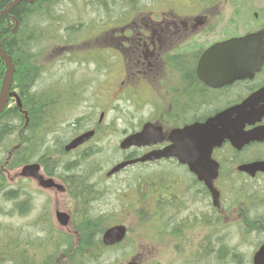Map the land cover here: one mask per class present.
Here are the masks:
<instances>
[{"label": "rangeland", "instance_id": "obj_1", "mask_svg": "<svg viewBox=\"0 0 264 264\" xmlns=\"http://www.w3.org/2000/svg\"><path fill=\"white\" fill-rule=\"evenodd\" d=\"M101 1H105V5H99L93 0H72L71 3L64 5V8H59V11H65L67 19L74 23L67 28H64L63 24L58 25L57 29H60L58 33L59 38L64 34L75 33L80 28L77 23L87 22L91 24L88 26L92 27V29L88 30L83 37L86 39L98 37L97 40H85L84 42L80 40L74 45L64 46L62 42L51 43L46 39L41 47L42 50H44V54H42L37 61L40 66L48 71L42 76L38 85V90L43 89V96H47V91H50L52 86L54 88L59 87L58 96L60 112L66 107L69 109L73 104H76L79 96H81L82 99L87 96L78 107L65 116L63 122L59 126L60 130L56 134V138L49 143L53 150H57L60 144H65L68 140H71L82 131L84 125L81 126L77 123L75 125L73 124L76 119H80L84 116L88 118L98 117L100 113L99 109L96 108L97 100L92 97V90L94 89L97 94V99H101L103 94H106L110 88H113V82L117 81L119 76L116 73L117 69L121 70L122 60H117V55L113 52H110L108 58H106L104 52L99 47L103 46L99 40L105 37V34H102V32L106 30L104 27L107 22L112 19L110 18L111 12L109 9L111 7L115 8L113 5L117 1L121 2L123 0ZM251 1L247 2V4L251 2L256 5H264V0ZM88 4H91V7L87 6ZM233 4H238V2L234 1ZM124 5L125 4L122 5V8H124ZM57 17L56 13L52 11L50 19L47 17L48 20L45 24L49 23V21L56 22ZM126 20L127 18H124L120 24H123ZM36 21V18L32 19L33 23ZM45 24L40 23V26L44 28ZM64 24H66V19ZM100 34L102 35L100 36ZM98 64L101 65L102 70ZM69 75L75 76L79 81L71 82V77ZM66 77H68V82L62 87ZM98 80L99 82L97 83ZM83 81L86 84L89 83L91 86L86 87L85 91L80 94L84 89V85L81 84ZM75 91L77 98L72 95V92ZM107 104H109L108 99L105 101L104 105ZM131 121L132 119L129 117L126 107L123 105H118L107 114L105 123L108 133L102 134L91 146V149L101 148L99 152H97L98 155L93 158L83 157V159H81V162L85 164L84 173L79 172L80 168L78 170L65 172L64 167H67L66 162H76L75 160L80 158L83 152H91V149L78 154H59V157H54V160H59L60 162V168L55 172V174L58 175V178H55L59 182L67 181V175H71L72 179L70 180L79 185L84 184L85 179L87 180L88 178L90 186L85 188L87 193L85 196L87 197L86 203L89 199L96 200L90 207L93 215H107L112 213L114 214V219L117 221V224H126L130 228L128 241L122 249L116 252H106L103 254L100 262L94 261L88 262L87 264H123V262L134 253H137V255L140 254L144 264H252V256L258 246L264 241V233L252 231L248 234L247 230L244 231L242 226H233L242 216L239 214V210H231L230 204H234L235 200H232L230 191L225 192L228 199L226 200L228 210L224 215L226 228L220 230L215 227L214 220L217 221V217L215 213H212L209 218V223L212 226V234L208 236L209 240L207 241H205V236H203L204 231H202V235H191L189 231L184 230L183 227H179L174 231V233L180 235V239L177 238L174 233H169L171 236L170 238L159 241L162 223L158 217L154 200H144L148 211L143 206L139 207L137 212L135 208L129 210V207H127V200H129L130 204L135 206V199L137 196H148L145 194L144 184H138V182L129 177L135 174V171L132 170L126 174V178H124L123 174L117 179H108L106 178V173L114 163L122 159L116 148L124 136L136 127V125L131 124ZM71 122L72 124H70ZM44 147L45 145H43L42 149ZM6 158L7 154L2 157L3 162H5ZM79 165L81 166L82 163L77 164L78 167ZM137 170L142 169L137 168ZM20 172L21 168L13 170L8 168L6 171L7 179L14 187L21 190L22 197H29L33 200V209L28 212H26L27 209H24V215L19 216L18 213L12 219L5 213H1L2 211L6 212V210L9 212L12 205L0 206V246L6 250L10 248L12 233L6 234L10 230L15 232L13 233L14 241H18L23 247L32 242H39L44 239L45 233L42 229L45 222L42 219L47 216L48 210L51 215V218H49L51 222L49 221V223L51 225V223L54 222V226L56 227L55 230H62L67 234L73 233L72 225L68 228H63L55 220V214L57 212H65L74 215L77 207L73 202V198H71L70 195L60 193L56 190H42L35 181H27L20 178ZM81 177H83V179H78ZM243 185L252 188L255 184L244 182ZM129 187L131 190L130 196L125 197L124 194L128 192ZM137 187H139V191L136 195L134 188ZM130 200L135 201L132 202ZM255 200H257V202ZM242 202L249 203L250 211L248 214L251 218H264V197H254V200H242ZM193 207L197 208L198 205L195 204ZM253 207L257 209L253 210ZM140 212L142 214H140ZM40 219L41 224L36 223ZM179 224L183 226L188 225L189 222L186 220H178L177 226ZM181 242H184L185 245L182 246ZM170 244H174L173 247H169L168 245ZM230 247L236 249L239 253L238 257L230 255L228 249ZM38 254L40 255V253ZM2 255L11 257L8 253L0 252V256ZM30 261L31 263H37L35 258H31ZM16 264L19 263L17 262Z\"/></svg>", "mask_w": 264, "mask_h": 264}, {"label": "flooded vegetation", "instance_id": "obj_2", "mask_svg": "<svg viewBox=\"0 0 264 264\" xmlns=\"http://www.w3.org/2000/svg\"><path fill=\"white\" fill-rule=\"evenodd\" d=\"M134 4L135 1L128 2L123 9ZM196 8L190 0L149 6L133 13L115 37V49L123 60V76L118 77L114 96L127 94L128 104L141 107L143 125H152L155 138L161 140L157 149L170 146L175 131L205 125L264 88V66L252 78L244 79L242 69L229 70L221 65L224 58L233 56L225 43L253 31L230 35L223 20V3L208 4L203 14ZM236 51L243 55V46ZM101 126L100 117L97 132ZM258 126H264V120L255 125ZM256 154H264V142L241 152L228 142L215 149L212 158L220 165L216 187L220 189L240 165L249 163L245 162V155ZM147 167L156 169L158 188L156 195L146 200H160L163 217L176 214L180 205L174 200H205L211 204L206 185L176 159Z\"/></svg>", "mask_w": 264, "mask_h": 264}, {"label": "trees", "instance_id": "obj_3", "mask_svg": "<svg viewBox=\"0 0 264 264\" xmlns=\"http://www.w3.org/2000/svg\"><path fill=\"white\" fill-rule=\"evenodd\" d=\"M12 1L0 0V12ZM97 1L101 3V0ZM60 3L61 0H42L34 5H27L23 2L18 4L12 11V16L19 22V29L15 34H13L15 21L8 16L0 18V40L3 42V49L12 57L15 65V76L11 90L19 94L23 105V111H21L16 106L15 99H11L0 116V206L13 204L14 209L22 211V214H24V209L29 210L32 202L29 200L30 198L22 199L21 192L10 187L3 170L5 162H3L2 157L12 153L13 159L8 165L10 169L21 167L36 159L45 167H48L49 154L45 153L47 149L43 150L44 148L42 149V147L45 142L46 132L50 130L49 126L52 124V105L49 102L50 98L43 96V89L38 90L40 79L45 74L44 69L37 64L36 57L42 45V38L48 39L53 34L52 25L63 22L64 18H62V14L58 9ZM52 11L58 16L56 22L49 21V23L45 24L48 20L47 17L50 19ZM33 18L37 19L35 23L32 22ZM40 23L45 24V27L42 28ZM4 73L5 65L0 58V88ZM126 109L133 112L138 120L142 119L141 107H127ZM24 112H27V116ZM97 150L98 148H95L94 152L93 148L91 152L89 151V153L82 156L80 160L67 163L68 167L66 169L70 171L80 168L79 172L84 173L85 164L81 162V159L83 157L93 158ZM80 163L82 165L78 167L77 164ZM78 179H83V177ZM87 183L88 178L87 180L85 179L84 184H80L82 188L79 191V195L82 199L86 193L85 188L90 186ZM75 201L83 202L80 198ZM94 201L96 200H88L86 204L87 214L84 216L82 214V221L76 228L80 236L79 251L74 256H71L70 253L64 258L72 264L99 262L104 253L117 250L123 245H116L112 248L102 245L100 235L112 225V220L109 219L111 216L104 214L93 215L91 213L89 205ZM2 213L9 214L10 212L2 211ZM46 230L48 235H50L52 229L47 227ZM70 241V237H65L62 239V245L68 247ZM67 247L64 249V255L67 254ZM59 249L60 247L57 246L56 250ZM55 258L56 252H54V256L51 259ZM51 259L38 264H56L57 260L53 262Z\"/></svg>", "mask_w": 264, "mask_h": 264}, {"label": "water", "instance_id": "obj_4", "mask_svg": "<svg viewBox=\"0 0 264 264\" xmlns=\"http://www.w3.org/2000/svg\"><path fill=\"white\" fill-rule=\"evenodd\" d=\"M39 0H13L3 11L0 12V18L2 16H8L11 14L13 9L20 3L24 2L26 4H33L37 3ZM18 27V24L16 25V28L14 32L16 31ZM225 46H228L229 48V53L233 54L232 58H229V63L230 66L236 60L240 58L241 62V68L243 70V75L244 77L251 78L253 74L257 71L260 70L264 63V32L258 33L252 36H248L245 39H239L232 41L228 44H225ZM243 46L244 48V53L243 55L239 52L237 53L236 49L237 47ZM0 58L5 62L6 65V73L4 76V80L2 83L1 91H0V115L3 112L4 108L9 102V98L11 96V86L13 82V77H14V65L12 63V59L10 56L7 55V53L4 51L2 48V43L0 41ZM263 103L264 104V91H260L259 93L255 94L251 101L250 104L252 106L253 111L255 112H262L264 113V108L262 110H258L257 106ZM256 104V105H254ZM258 110V111H257ZM253 117L250 115V108L249 107H244V123H249ZM197 131L193 129V127H189V129H185L181 133V138H183V142L175 140L178 145L170 148L165 151L161 152H154L150 153L148 155L143 156L139 160H135L133 162H127L118 165L109 173V175L118 172L119 170L123 169L129 164L137 163V162H146V161H155L157 159H160L161 157H172L175 156L181 160L182 163L187 164L191 170L195 168V165L192 163L194 155L192 154V150H184L182 146H187L191 145L193 148H195V144H198L196 142V135ZM94 135L93 132L84 134L82 136H79L75 140H73L68 147L66 148L67 151L75 150L79 146L83 145L85 142H87L92 136ZM205 137V135H201L200 138ZM242 134L239 135H230L229 131L227 134V138H229L232 143H236L237 141L241 140ZM210 139L214 138V135L209 136ZM246 141H255V140H261L264 139V132H253L245 136ZM161 140H155L154 136L152 135L151 131L149 129H144L136 134L128 137L123 143H122V148L123 149H128L130 147H143L146 145H151L154 144L155 142H158ZM197 148V147H196ZM165 152V153H164ZM181 152V153H180ZM245 169L250 172V173H255L258 170L264 171V165L259 166L258 164H251L245 166ZM39 170L40 166L39 165H27L23 168L21 176L22 177H33L37 180H39L40 185L43 188H52L56 187L57 189L63 191L62 187L54 185L52 180L45 181L39 176ZM59 221L66 225L68 223V216L62 215V214H57ZM126 233L125 228L118 226L114 227L110 230H108L104 236H103V242L107 246H112L115 245L119 242L122 241ZM255 264H264V246L260 249V251L255 255ZM129 264H137L135 262H131Z\"/></svg>", "mask_w": 264, "mask_h": 264}]
</instances>
